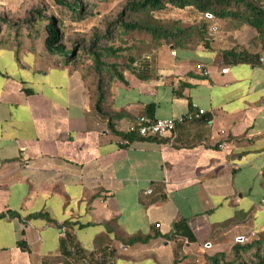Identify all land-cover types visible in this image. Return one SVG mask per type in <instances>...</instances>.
Returning a JSON list of instances; mask_svg holds the SVG:
<instances>
[{"label": "crops", "instance_id": "obj_1", "mask_svg": "<svg viewBox=\"0 0 264 264\" xmlns=\"http://www.w3.org/2000/svg\"><path fill=\"white\" fill-rule=\"evenodd\" d=\"M185 49L114 81L112 132L81 67L0 45V264H172L264 232V51L233 64ZM198 108L171 136L121 144L140 116Z\"/></svg>", "mask_w": 264, "mask_h": 264}, {"label": "trees", "instance_id": "obj_2", "mask_svg": "<svg viewBox=\"0 0 264 264\" xmlns=\"http://www.w3.org/2000/svg\"><path fill=\"white\" fill-rule=\"evenodd\" d=\"M107 1V0H93ZM57 6L66 9L75 20H83L93 15L89 2L82 0H55ZM169 6L177 9L193 7L203 14L207 20L211 16L218 20H231L249 25L258 33L259 40L264 51V0H127L125 11L120 14L117 22L119 34L130 35L131 33L144 34L151 37L155 45L151 53L144 57L134 56L123 51L128 47H114L102 40L114 41L119 34H113V28H108L102 38L95 37L86 44L76 40L65 43V35L54 18H49L46 24L47 35L43 40L37 39L39 29L36 25L20 24L7 20L0 14V36L6 31L7 36L13 34L14 39L28 41L30 44L40 45L41 54L50 62L57 65L78 66L82 59L91 60L84 71L88 80L89 91L94 109L108 122V128L115 132L114 120L117 115L110 108V97L114 81H125L128 72L135 73L142 78L149 64V59L155 55L162 46H171L174 49L187 48L193 39L200 38L205 47H209V41L205 39L208 33L207 22L195 25H184L177 20L162 21L155 14L166 10ZM125 13L127 15L125 16ZM116 22L113 24L115 25ZM3 25L6 26L4 29ZM38 35V34H37ZM20 41V40H19ZM130 52V51H129ZM253 55L246 50L232 49L223 53V57L233 64L251 61ZM151 118L149 116H145ZM137 119L133 122L135 123ZM123 138L134 139L137 136L126 132L120 133ZM151 236H134L128 240V244L147 243ZM264 247V232L259 233L258 240L242 245L239 242L232 247L235 260L231 264H237L244 254L256 248L252 263L239 264H264V254L260 251ZM224 254L216 253L209 257L211 264H221ZM172 264H178L176 260Z\"/></svg>", "mask_w": 264, "mask_h": 264}, {"label": "rangeland", "instance_id": "obj_3", "mask_svg": "<svg viewBox=\"0 0 264 264\" xmlns=\"http://www.w3.org/2000/svg\"><path fill=\"white\" fill-rule=\"evenodd\" d=\"M84 3L89 2L92 7L93 15L83 20H75L72 18L71 13L66 9L57 6L55 0H0V14L7 20L15 21L20 24L36 25V29H39L37 39L43 40L47 35L46 24L49 18H54L65 35V43L79 40L83 43H90L91 39L98 37L102 38L106 35L108 28H113V34H119V23L117 22L119 16L125 11L127 0H107L98 1L82 0ZM127 13H125V16ZM155 16L162 21L177 20L184 25H195L201 22H207L208 33L205 35V39L209 41V47H205L200 38L193 39L190 45L185 49L194 55L212 54L213 57L216 53L219 56H223V53L232 49L246 50L248 52L262 49L258 33L255 29L249 25L241 22L231 20H218L211 16L209 20L205 18L203 14L197 11L193 7H187L185 9H177L169 6L166 10L157 12ZM116 22L115 25H113ZM4 29L6 28L3 25ZM0 36V45H5L9 41L16 44H22L25 41L21 39H14L13 34L7 36L8 33L4 30ZM103 43H108L114 47H128L129 50L123 51L125 53L132 54L134 56L144 57L151 53L153 46L155 45L151 41V37L139 34L131 33L130 35H122L114 40H102ZM206 49L212 51L204 52ZM39 49V48H38ZM41 49V48H40ZM130 51V52H129ZM91 65V60L88 58L82 59L78 67H81L84 71ZM248 241H234V244L238 242L242 245L249 244L252 241L258 240L259 234L247 235ZM233 243H226L225 249L217 251L215 248L202 247L194 252L188 251L187 254H182L178 264H211L209 257L216 253L224 254L221 259V264H231L235 260V256L232 251ZM256 248L249 253L244 254L242 258L236 260V263H252L254 260L253 255L256 253ZM264 254V247L260 251Z\"/></svg>", "mask_w": 264, "mask_h": 264}, {"label": "built area", "instance_id": "obj_4", "mask_svg": "<svg viewBox=\"0 0 264 264\" xmlns=\"http://www.w3.org/2000/svg\"><path fill=\"white\" fill-rule=\"evenodd\" d=\"M172 54L176 55V51L173 50ZM228 71H229L228 68L222 70L223 73H228ZM208 111L210 110H206L204 108H198L196 110H190L186 114L181 115L179 117L167 118V119H153V118H147L145 116H140L139 118H137V121L135 123L130 125L128 132L141 139H162L167 136L173 135L176 128L179 125L201 120ZM121 144L129 145L130 140L127 138H122ZM220 147L225 148L226 144L223 143L222 145H220ZM144 194L145 195L153 194V189L149 188L145 190ZM156 226L160 227V224H157ZM237 240L245 242L248 241V237L239 236ZM204 247L210 248L211 247L210 243L204 244Z\"/></svg>", "mask_w": 264, "mask_h": 264}]
</instances>
